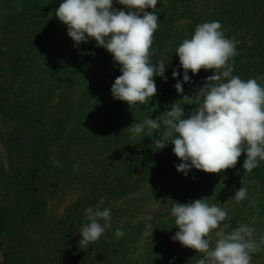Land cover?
Returning <instances> with one entry per match:
<instances>
[{"label":"trees","instance_id":"trees-1","mask_svg":"<svg viewBox=\"0 0 264 264\" xmlns=\"http://www.w3.org/2000/svg\"><path fill=\"white\" fill-rule=\"evenodd\" d=\"M62 2L26 0L2 19L0 264H197L203 253L172 239L179 229L171 207L190 203L198 194L226 210L225 232L247 224L259 242L264 235V161L249 173L242 153L234 168L218 174L192 168L185 176L176 170L181 161L174 145L158 150L152 146L158 133L150 137L145 127L133 137L128 127L163 117L182 99L174 87L178 81L185 95H194L214 74L189 71L192 83L183 82L176 49L199 24L220 21L225 37L236 42L233 76L245 81L264 76V0H158L151 62H165L167 79L155 76L157 94L148 104L131 106L112 96L111 87L122 74L112 54L93 39L75 46L62 22L57 32L58 18L53 20L49 9L55 14ZM113 7L127 11L118 0ZM53 47L61 51L55 53ZM66 56L69 62L62 61ZM173 70L179 73L176 78ZM258 83L264 86V80ZM99 100L118 109L101 112L104 108L95 104ZM182 107L187 115L196 106ZM53 155L60 167L54 166ZM151 181L175 187L176 199L157 208L150 233L141 249L134 250L137 225L125 223L119 228L124 236L115 235L117 202ZM242 186L248 199L236 203L233 196ZM88 208L111 209V228L81 249L80 229L88 222ZM211 239L214 247L215 234ZM261 248L252 254L251 264H264Z\"/></svg>","mask_w":264,"mask_h":264},{"label":"clouds","instance_id":"clouds-1","mask_svg":"<svg viewBox=\"0 0 264 264\" xmlns=\"http://www.w3.org/2000/svg\"><path fill=\"white\" fill-rule=\"evenodd\" d=\"M157 2L118 0L127 9L124 11L114 8L113 0H63L55 10L59 21L67 25V34L75 46L93 39L112 54L122 74L115 79L111 93L129 106L148 104L157 94L155 76L167 79L165 62H151L155 55L154 34L159 27L154 11ZM149 8L153 11H146ZM176 54L184 69V83H192L189 71L195 75L204 69L214 74L194 95H185L178 81L174 87L182 99L164 111L163 117L132 124L128 127L132 136L142 134L147 127L150 137L158 133L152 145L156 149L174 145L173 152L181 161L176 170L185 176L192 168L217 174L234 168L242 153L247 156L243 168L252 172L264 161V86L258 83L264 76L245 81L232 75L234 64L230 61L238 54L236 42L225 37L220 21L197 25L194 35L183 40ZM178 75L173 70V78ZM182 105L196 107L186 115ZM50 159L54 166H61L54 155ZM233 197L236 203L248 199L247 189L240 187ZM85 211L88 222L80 229L81 249L98 241L111 228V209ZM171 215L179 229L172 239L203 253L197 264H251L252 254L264 245V235L257 242L253 238L255 229L247 224L225 232L223 223L229 219L226 210L217 204L209 205L206 198L174 202ZM213 232L217 237L214 247ZM115 235L122 238L124 232L118 228Z\"/></svg>","mask_w":264,"mask_h":264},{"label":"rangeland","instance_id":"rangeland-1","mask_svg":"<svg viewBox=\"0 0 264 264\" xmlns=\"http://www.w3.org/2000/svg\"><path fill=\"white\" fill-rule=\"evenodd\" d=\"M41 1V0H40ZM26 2V0H0V41H2V32L3 29V16L7 12H13ZM48 2V1H47ZM49 3V2H48ZM50 13L52 19L55 17L53 8L50 7ZM62 23L58 19V26L57 32L62 30ZM55 53L60 52L61 50L55 47ZM70 56H66V59L62 58V61L69 62L67 59ZM63 62V63H64ZM95 104H99L100 107L104 108L101 112H104L107 108L111 107L110 109H118L115 103H109L107 100H99L95 101ZM91 109V108H90ZM109 111V109H107ZM120 111V110H119ZM176 188L169 184L161 185L158 182H149L148 185L141 188L136 193H132L125 198L119 200L117 205L120 209V216L118 218L117 224L114 223L115 228H120L123 224H131L132 226L137 225L138 229V239L135 242L134 250L141 249V245L145 241L147 235L150 233V223L153 219V213L156 212L157 208L162 205H168L169 201L172 199H176L174 197ZM201 193V192H200ZM204 198L199 194L197 196H193L195 199ZM144 199V200H143ZM141 222V223H140ZM106 231H109L108 229ZM105 231V233H106ZM215 234V232H213Z\"/></svg>","mask_w":264,"mask_h":264}]
</instances>
